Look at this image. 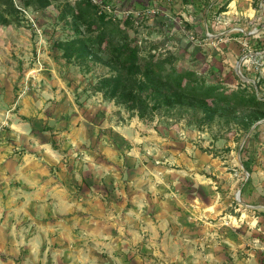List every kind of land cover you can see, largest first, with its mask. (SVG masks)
I'll use <instances>...</instances> for the list:
<instances>
[{"label":"rangeland","instance_id":"374dc122","mask_svg":"<svg viewBox=\"0 0 264 264\" xmlns=\"http://www.w3.org/2000/svg\"><path fill=\"white\" fill-rule=\"evenodd\" d=\"M9 1L0 264H264V107L139 74L134 108L106 81L120 44L142 65L264 100V0H107L135 14L101 45L83 0Z\"/></svg>","mask_w":264,"mask_h":264},{"label":"trees","instance_id":"16d2710c","mask_svg":"<svg viewBox=\"0 0 264 264\" xmlns=\"http://www.w3.org/2000/svg\"><path fill=\"white\" fill-rule=\"evenodd\" d=\"M41 3L47 5L49 0H40ZM84 6L81 7V17L88 21L89 24L100 23L103 27V32L97 36L94 41L101 45L106 39V32L112 33L114 27L111 26L113 21L106 14H99L98 8L91 0H83ZM8 6L13 3L10 0ZM109 47V60L114 70L115 75L108 77V84H112L113 94L121 95L122 98L128 101L134 108H143L144 100L137 91H141V84H137V77L142 74L145 78L150 79L154 83H162L164 86L179 90L182 95L190 98L200 99L205 101L208 98L217 102L235 101L237 104H245L247 106L264 107V100L259 99L255 95L247 93L245 90L231 91L222 85L210 84L205 85L204 82H199L193 79V73H164L163 68L159 64L149 62L142 65L139 62L138 51L135 49H127L126 45L114 44ZM155 88V86H154ZM180 97V96H177Z\"/></svg>","mask_w":264,"mask_h":264},{"label":"built area","instance_id":"2783aa9c","mask_svg":"<svg viewBox=\"0 0 264 264\" xmlns=\"http://www.w3.org/2000/svg\"><path fill=\"white\" fill-rule=\"evenodd\" d=\"M91 2L98 8L99 14H106L112 21L126 20L135 14V11L131 9H118L112 2H108L107 0H91Z\"/></svg>","mask_w":264,"mask_h":264},{"label":"water","instance_id":"95a60500","mask_svg":"<svg viewBox=\"0 0 264 264\" xmlns=\"http://www.w3.org/2000/svg\"><path fill=\"white\" fill-rule=\"evenodd\" d=\"M240 64L241 62L238 63V71L240 72ZM241 73V72H240ZM53 123V121H51V124Z\"/></svg>","mask_w":264,"mask_h":264},{"label":"crops","instance_id":"0c3cea01","mask_svg":"<svg viewBox=\"0 0 264 264\" xmlns=\"http://www.w3.org/2000/svg\"><path fill=\"white\" fill-rule=\"evenodd\" d=\"M188 1V0H187ZM215 1V0H214ZM225 1H228V0H225ZM231 1V0H230ZM233 1V0H232Z\"/></svg>","mask_w":264,"mask_h":264}]
</instances>
